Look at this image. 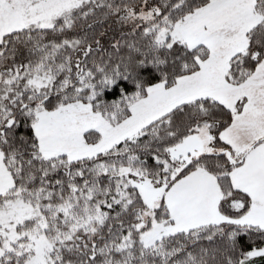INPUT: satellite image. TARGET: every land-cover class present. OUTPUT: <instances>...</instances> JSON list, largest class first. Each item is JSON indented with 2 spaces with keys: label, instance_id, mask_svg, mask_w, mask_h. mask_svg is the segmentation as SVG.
<instances>
[{
  "label": "snow or ice",
  "instance_id": "snow-or-ice-1",
  "mask_svg": "<svg viewBox=\"0 0 264 264\" xmlns=\"http://www.w3.org/2000/svg\"><path fill=\"white\" fill-rule=\"evenodd\" d=\"M0 264H264V0H0Z\"/></svg>",
  "mask_w": 264,
  "mask_h": 264
},
{
  "label": "trees",
  "instance_id": "trees-1",
  "mask_svg": "<svg viewBox=\"0 0 264 264\" xmlns=\"http://www.w3.org/2000/svg\"><path fill=\"white\" fill-rule=\"evenodd\" d=\"M115 94H117V93L114 92V91L111 90V89L106 90V92H105V96H106V98H108V99H111Z\"/></svg>",
  "mask_w": 264,
  "mask_h": 264
}]
</instances>
